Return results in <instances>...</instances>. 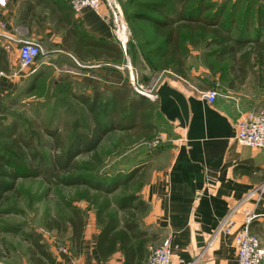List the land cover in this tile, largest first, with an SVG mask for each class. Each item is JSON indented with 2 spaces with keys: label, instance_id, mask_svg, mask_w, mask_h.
Segmentation results:
<instances>
[{
  "label": "crops",
  "instance_id": "obj_1",
  "mask_svg": "<svg viewBox=\"0 0 264 264\" xmlns=\"http://www.w3.org/2000/svg\"><path fill=\"white\" fill-rule=\"evenodd\" d=\"M4 1L0 5V107L25 80L43 70L62 80L75 69L77 90L87 95L94 87L108 92L131 87L128 50L116 42L110 24L94 10L87 7L76 14L69 0H58L68 7L74 29L112 42L121 49L118 56L99 59L96 52L83 56V48L79 59L66 48L63 39L70 25L58 22L63 12L54 4L56 0ZM116 1L121 7L125 0ZM23 42L36 43L40 54L41 45H51L45 47L47 60L21 69L17 49ZM72 60L79 66L67 63ZM198 77L190 78L188 65L185 74L169 72L155 78L157 124L166 141L156 158L162 163L144 172L137 194L146 208L138 218L152 234L148 247L153 241L170 238L171 264H187L194 258L197 264H238L234 235L247 216L253 217L250 230L264 237V149L235 140L237 119L251 109L224 92L208 102L198 93L208 88L194 82ZM233 209L230 230L219 233L208 245L220 221ZM97 233L94 217L85 226L80 252L65 263L122 264L120 251L106 260L99 257Z\"/></svg>",
  "mask_w": 264,
  "mask_h": 264
},
{
  "label": "trees",
  "instance_id": "obj_2",
  "mask_svg": "<svg viewBox=\"0 0 264 264\" xmlns=\"http://www.w3.org/2000/svg\"><path fill=\"white\" fill-rule=\"evenodd\" d=\"M125 1L131 4L132 0ZM184 2L185 0L178 1L183 7L176 16L159 11L160 8L155 3L145 2L142 3L144 7L136 9L127 18L135 22L138 19L143 20L150 25L159 40L154 52L162 55L169 64L183 65L184 30L199 31L201 35L207 36V44L214 45L210 55L225 64L221 72L228 70L227 89H233L236 83H243L247 69L252 68L253 64L264 66L262 7L257 8L256 13L244 7L243 17L237 20L226 11V4L215 9L212 2L199 0L195 7L186 9ZM54 4L63 12L58 22L64 20L65 25H70L66 27L64 46L71 49L79 59L82 58L80 51L83 48H86L83 56L90 52H96L95 56L99 59L118 56L121 50L119 47L112 42L77 31L66 11L68 7L58 0ZM209 69L213 70V67L210 66ZM32 78L35 80L38 75ZM130 93V88L114 89L105 97L96 87L88 95L71 92L72 97H76L86 107L92 123L89 128L82 129L77 128L76 123L69 137L64 136L57 128H44L43 131L50 137L48 144L52 149L48 154L36 144L32 134L18 129L17 119L13 118L6 123L0 118V203L6 193L16 189V180L19 178L40 176L55 186L83 185L86 189L80 192V198L93 205L95 211V224L98 227L95 244L99 257L106 260L113 252L120 251L122 264H144L149 252L148 241L152 237L140 225L138 218V213L146 208L145 201L137 194L144 182L143 173H140L141 179L135 192L126 194L117 201L118 209L124 212L122 219L110 209L106 198L98 200L100 196L112 193L135 178L142 168H134L122 175L94 172L97 164L102 163L98 152L99 144L109 132L137 131L145 124L147 112H155V102L141 93L136 92L138 95L135 93L134 96ZM153 125L154 123L146 125L145 135L151 134ZM81 154L90 156L86 160L78 161L76 157ZM89 192L92 194L89 195ZM68 223L71 229L70 240L77 254L83 245L85 211L79 206L73 207ZM26 239L31 246L32 262L56 264L54 256L41 242L39 234L28 233Z\"/></svg>",
  "mask_w": 264,
  "mask_h": 264
},
{
  "label": "rangeland",
  "instance_id": "obj_3",
  "mask_svg": "<svg viewBox=\"0 0 264 264\" xmlns=\"http://www.w3.org/2000/svg\"><path fill=\"white\" fill-rule=\"evenodd\" d=\"M178 1L132 0L131 4L124 1L121 5L129 30V38L125 46L130 56V70L139 89L147 90L149 85L154 83L155 78L163 73L185 74L188 65H190V78L200 76L199 79L193 78L198 85L214 88L218 93H230L250 109L264 103V66L253 64L252 68L247 69L243 83H236L233 89H227L228 70L221 72L225 64L210 55L214 45L207 44V36L201 35L199 31L184 30L183 65L169 64L162 55L154 52L159 40L157 33L152 30L150 25L143 20L138 19L135 22L129 21L127 18L136 9L140 10L144 7L142 3L145 2L155 3L157 8H160L159 11L176 16L183 7ZM207 1L212 2L215 9L221 4H226V11L237 20L243 17L244 7H248L255 13L257 8L264 9V0ZM185 2L186 9H190L195 7L199 0H185ZM211 10L213 9L211 8ZM262 37L264 38V34ZM45 45H41L43 53L31 65L32 67L39 64V61L47 60L44 57L45 47L51 45L47 43ZM67 63L73 65L74 68L79 66L75 65L73 60ZM210 66L213 67V70L209 69ZM75 71V69H72V73L68 71L66 74H69V77L58 80L57 77L55 78L54 75H49L46 70H43L42 74H38L37 79L33 80L30 77L25 80L23 86L14 95L9 96L0 107V118L6 123L13 118L17 119L18 129L32 134L36 144L45 153H50L52 151L48 144L50 137L43 131L44 128H57L64 136L69 137L76 123L79 129L89 128L92 123L86 107L71 95V92L80 94L77 90L78 82L73 78L76 75ZM192 72L194 73L191 74ZM222 77L223 79H221ZM129 88L130 94L134 96L135 89L132 86ZM98 91L105 97L109 93L100 89ZM138 93L136 94L138 95ZM146 115L145 124L140 126L145 129L139 127L134 132L114 130L109 132L99 144L98 152L102 163L97 164L94 172L105 175L108 173L122 175L134 168H142L135 178L98 199L101 201L103 197L106 198L110 203V209L117 214L119 219L124 216V212L117 206L119 198L135 192L141 179L140 173H143L145 180L144 172L148 168L162 163V161L156 162V158L165 147L164 131L158 127L156 111H148ZM153 123L151 134L145 135L146 125ZM89 156V154H81L76 159L78 161L86 160ZM16 181V189L6 193L0 203V264H35L31 261V246L26 239L28 233L41 236V242L52 253L56 264L60 261H62L61 264H66L65 260L70 261V257L76 253V248L70 240L71 229L68 223L72 208L79 206L85 211L86 224L95 217L93 205L80 198V192L86 189L85 186H55L40 176L19 178ZM92 192H89V195ZM253 233L264 240L260 233ZM156 244L158 243L153 241L150 245L155 246ZM61 247H65L66 251H60Z\"/></svg>",
  "mask_w": 264,
  "mask_h": 264
},
{
  "label": "built area",
  "instance_id": "obj_4",
  "mask_svg": "<svg viewBox=\"0 0 264 264\" xmlns=\"http://www.w3.org/2000/svg\"><path fill=\"white\" fill-rule=\"evenodd\" d=\"M4 0H0V5H5ZM116 0H69V4L74 13H79L84 8H91L101 15L111 26L116 42L125 47L129 38V30L124 18L117 7ZM121 8V7H120ZM19 66L21 69L30 68L41 53L40 46L34 42H23L18 47ZM131 83V81H130ZM154 84L151 83L146 90L139 89L136 83H131L136 92L146 95L150 100H155ZM198 93L208 102H213L219 95L214 88L199 90ZM236 142L251 147L264 149V103L260 106L244 112L236 121ZM232 211L227 213L220 221L219 226L212 234L209 244L221 232H228L233 225ZM252 216H247L240 228L235 232V249L238 264H264V245L258 235L250 230ZM59 250L66 251L65 247ZM148 254L144 264H171V242L169 237L159 240L155 246L149 245ZM198 258H194L187 264H197Z\"/></svg>",
  "mask_w": 264,
  "mask_h": 264
},
{
  "label": "water",
  "instance_id": "obj_5",
  "mask_svg": "<svg viewBox=\"0 0 264 264\" xmlns=\"http://www.w3.org/2000/svg\"><path fill=\"white\" fill-rule=\"evenodd\" d=\"M117 7H118L119 11L121 12V14H123L122 13V10H121V8H120V6H119L118 3H117ZM129 79H130L131 83H134L135 82L134 75H133V73H132L131 70H129Z\"/></svg>",
  "mask_w": 264,
  "mask_h": 264
}]
</instances>
